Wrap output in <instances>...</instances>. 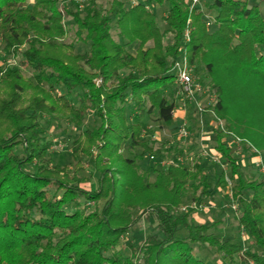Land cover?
Returning a JSON list of instances; mask_svg holds the SVG:
<instances>
[{
    "label": "trees",
    "instance_id": "obj_1",
    "mask_svg": "<svg viewBox=\"0 0 264 264\" xmlns=\"http://www.w3.org/2000/svg\"><path fill=\"white\" fill-rule=\"evenodd\" d=\"M152 1L169 5L165 31L144 2L125 8L114 0L110 13L92 7L82 16L79 8L66 11L59 0H34L32 5L30 0H0V43L8 53L22 55L33 73L28 79L21 68L0 65V264H208L195 252L197 244L233 258L239 244L210 233L192 210L178 212L189 182L196 192L202 187L194 195L198 203L214 196L213 187L230 189L242 209L241 226L264 250V175L252 180L245 173L226 131L214 127L215 149L229 165L230 177L221 171L214 186L199 161L192 167L171 164L148 181L138 160L123 154L126 145L143 147L141 157L153 151L143 138L148 114L157 113L166 123L174 120L176 102L164 91L176 84L173 61L184 47L192 63L204 60L209 67L212 89L219 93L214 106L219 118H225L227 96L220 71L264 88V51L258 49L264 46V0L263 6L210 0L194 8L187 0ZM208 11L216 12L212 32ZM66 13L89 44L87 53L60 41L68 31ZM112 15L127 42L114 37ZM188 28L190 41L185 42ZM133 43H138L135 53L129 49ZM78 91L77 107L70 96ZM89 109L101 124L82 130L74 141L72 170L69 165H41L37 171L26 166L47 159L49 144L40 131L44 112L70 113L82 125ZM20 144L23 155L16 151ZM86 159L100 172L97 189L82 186L86 178L79 173ZM53 187L62 194H52ZM82 198L106 201L102 209L88 211ZM143 217L155 219L158 231L140 243L130 242V256L116 252L123 235ZM183 228L187 235L181 238Z\"/></svg>",
    "mask_w": 264,
    "mask_h": 264
},
{
    "label": "rangeland",
    "instance_id": "obj_2",
    "mask_svg": "<svg viewBox=\"0 0 264 264\" xmlns=\"http://www.w3.org/2000/svg\"><path fill=\"white\" fill-rule=\"evenodd\" d=\"M114 0H59V5L66 11H76L79 8L82 16L85 15L88 8L97 7L106 13H110L112 2ZM122 2L125 8H130L135 5L133 0H118ZM34 0H30L32 5ZM138 2L146 3L150 10L157 16V22L162 31L168 28L166 17L168 14V3L159 4L152 0H136ZM210 0H200L199 6ZM251 4H261L262 0H250ZM207 25L212 32L217 29L215 23V11H208ZM65 24L67 27V35L61 38L63 43H73L74 50L77 53L84 54L90 50V46L78 36V27L72 15L65 14ZM112 33L114 37L121 42H127L119 35V28L116 25L115 16L112 15ZM85 36V34H83ZM172 35H166V42L171 43ZM152 42L149 43L151 45ZM25 48V47H23ZM138 48V43H133L129 46L132 53H135ZM259 51H264V46H258ZM22 55H14L4 50L0 43V65L2 67H19L23 70L24 75L29 79L32 77V71L22 63ZM172 62V60H171ZM195 77L203 82L206 87L210 88V96L204 120L205 124L201 125L200 115L197 110L188 104L186 106L180 94L179 86L177 84L171 85L164 93L176 102V113L180 111L182 114L174 117L171 123H166L159 119L157 113L148 114L145 117L143 138L152 147L153 151L146 152L143 157V147L138 146L133 150L125 146L123 154L128 157H134L141 165V172L145 173L146 180L155 181L158 170L166 169L171 164L181 163L188 167H192L196 161L202 165L203 172L208 176L209 181L214 186L218 174L221 171L227 173L230 177L229 165L225 159L217 152L215 146L216 134L214 126L219 119L217 114H213L210 108H214L218 101L219 93L212 89L213 76L204 60H196ZM220 71V69H218ZM128 70H123L127 73ZM173 73V72H171ZM221 79L225 84L227 96L225 98V118L222 121L233 130V132L244 138L240 146L231 143V139L227 138L228 144L235 150V155L239 158L240 163L246 174L252 180H259L264 175V169L259 162V158L255 155V148L259 150L260 154L264 155V88L259 86L256 82L248 83L239 75L225 71H220ZM59 93H61L59 91ZM80 92H74L70 96V101L74 106H80ZM205 98V99H206ZM206 99V100H207ZM29 103H26V105ZM25 105V104H24ZM129 106V104H128ZM134 112L128 110L129 120L132 118ZM216 113V112H215ZM82 125H77L70 113L64 112H49L43 113L40 119V131L43 136V142L49 144V153L45 162L36 161L33 164H27L30 169L37 171L41 165H46L52 168L54 165H69L71 170L74 168L72 152L74 150V141L79 137L82 130L93 129L101 124L100 118L92 109L86 111ZM185 125L189 130L187 137H180V128ZM232 144V145H231ZM255 147V148H254ZM19 155L24 154V146L20 144L16 149ZM151 154L156 155V159H151ZM80 176L85 177V182L82 186L90 189H97L99 186L100 172L94 168L93 162L87 160L83 170L79 173ZM193 182H189L188 190L185 194L182 206L186 207L187 212L192 210L197 222H203L210 226L209 232L221 238L223 241H230L240 245V250L233 258L226 254L219 253L216 249L209 245L197 244L195 245V252L207 261L208 264H251L254 261L256 264H264V250L258 247L248 231L241 226L239 218L242 214L240 204L233 199L230 189L219 190L213 187V197L206 196L201 203L194 199V195H199L202 187L196 192L191 186ZM52 194L60 196L61 190L56 187L51 189ZM250 196V194H249ZM106 199H102L98 203L86 202L82 198V203L88 208V211H93L97 207L103 208ZM197 203L198 207L193 208V204ZM178 212L185 213L179 208ZM138 212L135 213L137 215ZM157 222L155 219L148 220L143 217L135 226L131 227L129 232L124 234L119 245L114 249L123 256L131 255V248L129 243H140L152 234L156 233ZM187 235V230L182 229L178 236L184 238ZM113 251V252H115ZM110 255L111 252H107ZM109 264V263H108Z\"/></svg>",
    "mask_w": 264,
    "mask_h": 264
},
{
    "label": "built area",
    "instance_id": "obj_3",
    "mask_svg": "<svg viewBox=\"0 0 264 264\" xmlns=\"http://www.w3.org/2000/svg\"><path fill=\"white\" fill-rule=\"evenodd\" d=\"M135 1L136 0H133L136 5L137 3ZM187 2H189L191 7L194 8L196 6H199L200 0H187ZM184 40L185 42L190 41L189 28L185 32ZM172 72L176 75V84L179 86L180 94L182 95L184 104L186 106H188L189 104L197 110V113L200 115V124L204 125V115L207 108L210 107L207 104L208 99L206 98L207 95L210 96V88L208 86L206 87L203 82H201L197 77H195V64L190 61L187 49L185 47L181 49L179 55L174 59ZM210 111L216 115L214 108H210ZM214 127L226 131L228 133L227 138H230L231 143H234L237 146H240L244 141H246L244 138H241L240 136L236 135L233 131H228L221 118L217 120V123ZM179 135L180 137H187L189 135V130L185 125L180 128ZM254 151L255 154L253 155L260 159L259 162L264 169V155L260 154L257 148H255ZM150 158L156 159V155L151 154ZM196 207H198V205L194 202L192 209ZM181 209L187 212L185 206H181ZM251 264L256 263L252 261Z\"/></svg>",
    "mask_w": 264,
    "mask_h": 264
},
{
    "label": "crops",
    "instance_id": "obj_4",
    "mask_svg": "<svg viewBox=\"0 0 264 264\" xmlns=\"http://www.w3.org/2000/svg\"><path fill=\"white\" fill-rule=\"evenodd\" d=\"M182 113L180 111H178L177 113L175 112V117H177L178 115L180 116Z\"/></svg>",
    "mask_w": 264,
    "mask_h": 264
}]
</instances>
